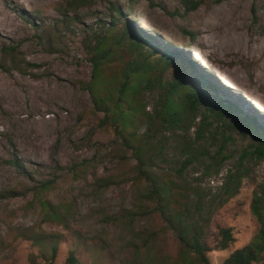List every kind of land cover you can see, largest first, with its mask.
Masks as SVG:
<instances>
[{
    "label": "rangeland",
    "instance_id": "1",
    "mask_svg": "<svg viewBox=\"0 0 264 264\" xmlns=\"http://www.w3.org/2000/svg\"><path fill=\"white\" fill-rule=\"evenodd\" d=\"M62 1L0 0V194L7 196H0V264H45L48 244L37 245L36 235L59 242L55 264L70 251L83 264H198L192 254L184 260L176 231L159 214L126 224L135 190L130 180L93 186L96 178H119L137 160L113 153L119 137L104 111L94 108L87 87L89 29L101 33L115 4L159 47L179 51L264 126V0H206L192 12L183 0L97 1L82 8L80 22L69 29L55 26ZM3 46L17 48L18 67L3 63ZM128 61L113 67L118 71ZM236 141L234 158L219 174L204 176L198 166L187 171L206 196L204 242L212 264H224L256 242L261 228L252 205L256 194L263 197L264 160L244 161L236 192L225 191L249 143ZM86 160L92 166L82 175L77 168ZM42 183L49 189L37 193ZM47 211L64 217L50 219ZM221 228L236 239L226 250L218 248ZM144 238L150 242L143 244Z\"/></svg>",
    "mask_w": 264,
    "mask_h": 264
},
{
    "label": "trees",
    "instance_id": "2",
    "mask_svg": "<svg viewBox=\"0 0 264 264\" xmlns=\"http://www.w3.org/2000/svg\"><path fill=\"white\" fill-rule=\"evenodd\" d=\"M97 1L109 2H60L56 6L60 19L55 26L61 24L63 29H69L80 22V10ZM205 1L183 0V6L186 12H192ZM110 10L111 21L102 23L101 33L89 29L92 77L87 87L94 108L104 111L105 120L119 137L113 153H121L120 158L130 154L137 163L132 170L121 171L117 179L96 178L93 186L99 189L130 180L135 190L126 224L132 226L138 219L159 214L176 231L186 262L192 254L198 264H212L208 256L211 249L204 242L206 196L199 185L189 181L187 171L198 166L204 170V176L219 174L226 162L234 158L231 148L236 140L249 141L224 185L225 191L233 195L246 171L244 161L264 160V126L252 115L243 113L238 104L227 100L222 87L179 51L159 47L125 19L115 4ZM17 55L14 46H3V63L18 67ZM125 58L128 63L117 66L116 71L113 64ZM91 166L86 160L77 171L84 175ZM48 189L49 185L42 183L35 190L40 193ZM262 191L263 197L256 194L252 205L261 226L258 240L232 253L224 264H264V187ZM42 204L46 210L51 208L49 203ZM46 217L61 220L64 216L47 211ZM220 234V250L229 249L236 242L231 229L221 228ZM33 241L43 247L48 244L42 253L45 264H55L59 242L38 235ZM142 241L150 242L149 238ZM63 264L83 263L70 251Z\"/></svg>",
    "mask_w": 264,
    "mask_h": 264
}]
</instances>
